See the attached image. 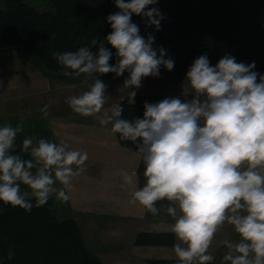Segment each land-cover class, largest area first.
<instances>
[{
    "label": "clouds",
    "instance_id": "obj_1",
    "mask_svg": "<svg viewBox=\"0 0 264 264\" xmlns=\"http://www.w3.org/2000/svg\"><path fill=\"white\" fill-rule=\"evenodd\" d=\"M158 0H115L117 12L107 17L111 32L92 37L74 51H55L53 57L64 75L85 82V91L67 97L71 111L96 117L101 125L139 156L145 184L131 192L130 204H139L152 216L164 212L176 243L173 252L180 264H211L213 238L227 224L238 240L222 241L227 249L221 264H264V75L256 64L238 63L223 56L211 66L206 54L196 58L181 84L180 97L145 102L143 118H122L116 103L98 115L106 103L107 85L100 76H124L122 88L132 103L144 78H158L175 62L167 49L154 47L155 36L140 34L133 16L145 29L161 30L164 19ZM115 49L116 63L110 64ZM95 49V50H94ZM78 85H69L76 89ZM191 96L189 99L188 97ZM45 117L49 106L40 110ZM24 132L23 119L15 126H0V202L25 211L44 206L50 198L67 203V190L84 171L88 153L61 141L25 137L19 154L16 139ZM27 154L30 158H23ZM136 173H123V186H132ZM57 183L62 187H57ZM21 184L27 190L21 191ZM35 200V205L32 201ZM167 201L168 203L158 202ZM10 249L6 257L11 260Z\"/></svg>",
    "mask_w": 264,
    "mask_h": 264
},
{
    "label": "trees",
    "instance_id": "obj_2",
    "mask_svg": "<svg viewBox=\"0 0 264 264\" xmlns=\"http://www.w3.org/2000/svg\"><path fill=\"white\" fill-rule=\"evenodd\" d=\"M27 0H0V53L22 50L27 62L41 70L48 78L62 79L65 69L53 57L55 51H74L89 43L92 37L105 38L111 32L107 17L118 11L115 0H48L53 10L38 12ZM129 2V0H125ZM164 19L161 30L145 29L139 16L132 22L140 34L155 36L154 47L167 49L175 66L171 72L161 68L158 78L164 76L185 78L193 61L202 54L215 66L225 55L235 57L238 63L256 64L254 71L264 75V0H158L154 5ZM192 43V51L182 54L179 43ZM106 47H109L106 45ZM95 50V49H94ZM109 63H116L115 49ZM116 79L114 74L104 75ZM127 73L124 74L126 77ZM120 78V77H119ZM166 97L155 94H137L134 102L128 96L118 103L124 108L122 118H143L145 102L157 103ZM20 119L11 117L0 121L15 126ZM24 122V132L16 139L19 154L22 140L27 137L49 139L47 124L39 120ZM119 144L134 149L131 142ZM23 158H30L24 154ZM145 166L139 159L136 174L139 187L145 184ZM35 205V200L32 201ZM51 199L44 206L25 211L0 202V257L11 249L14 258L2 259L0 264H104L86 246L80 228L74 219L60 220L51 207ZM168 203L167 201L158 202ZM164 213V212H162ZM171 232H139L136 246H172ZM145 264H180L179 260H147ZM211 264H215L211 262Z\"/></svg>",
    "mask_w": 264,
    "mask_h": 264
},
{
    "label": "rangeland",
    "instance_id": "obj_3",
    "mask_svg": "<svg viewBox=\"0 0 264 264\" xmlns=\"http://www.w3.org/2000/svg\"><path fill=\"white\" fill-rule=\"evenodd\" d=\"M26 3L41 13L53 10V5L48 0H27ZM192 43L180 42V52L189 54L192 51ZM25 60L26 56L22 50L0 54V74L23 72V66L27 63ZM59 73L63 75V78L59 79V81L63 82L64 86L76 84L78 87L72 91L65 90L58 94V106L60 108L63 107L64 111L58 117L54 116L52 118L50 115L46 117V124L50 132L49 139L55 143L63 141L69 144L71 149L87 152L88 159L85 162V171L73 178L71 187L67 190L70 200L67 203L60 202L53 195L50 198L51 207L55 210L60 220L74 219L89 249L95 255H99L103 248V243L100 240L102 228L107 222L111 221V217L106 218L109 213H116L117 222L119 224L124 222L125 230L142 219H133L132 213L144 214V217L145 214H151L145 212L139 204L129 203L131 192L139 188L134 187V184L122 187L124 184L123 173H128L129 175L136 173L137 162L140 157L119 144L116 135L111 132V124L101 125L96 117H83L70 110L66 103L67 97L87 90L91 81L85 82L83 75L78 79H73L65 76L64 72ZM125 78L110 79L104 75L100 76V79L107 85V91L104 109L98 115H102L105 110L110 114L113 105L120 101L119 97L127 94V90L121 86ZM177 79L183 80L184 78L164 76L156 80L143 79L141 88H148L147 90L150 91L155 86H157L155 89L170 88V83H174V86H177V84L181 86L182 83L173 82ZM120 91L122 94L118 95ZM42 116L45 117L43 113ZM73 121L78 124H73ZM60 122L61 124H67L70 130L60 133L53 129V126L61 127L57 124ZM25 123L33 126L30 124L32 121L29 119ZM122 151L131 153L136 159L126 158ZM109 155H113L112 159H110ZM134 180V183H137V175ZM56 186L62 187L59 183ZM25 190H27V186L21 184V191ZM104 214H107L106 217ZM121 216H124L126 221ZM237 239H239L238 236L235 237V240Z\"/></svg>",
    "mask_w": 264,
    "mask_h": 264
},
{
    "label": "crops",
    "instance_id": "obj_4",
    "mask_svg": "<svg viewBox=\"0 0 264 264\" xmlns=\"http://www.w3.org/2000/svg\"><path fill=\"white\" fill-rule=\"evenodd\" d=\"M25 61L27 62V60ZM23 67V72L20 73L8 72L6 74H0V121H4L11 117H18L20 120L23 119V122L29 119L32 123L37 120L46 123L47 118L43 117L40 111L45 105L49 106L48 115L52 118L54 116L58 117L61 112L64 111L63 107L60 108V106H58V94L62 91H72L73 89H70L69 85L64 86L63 82L58 79L48 78L41 70L33 68L28 62L25 63ZM183 80L177 79L173 82L182 83ZM170 85V88L165 87L160 89H155L157 86L154 85L155 88H152L151 91L147 90L148 88H140L137 94L181 96V86H178V84L174 86V83H170ZM159 90L160 92H158ZM121 94L120 91L118 95ZM125 96L128 95L126 94ZM125 96L119 97V100ZM188 98L190 99L191 96ZM75 121H73V124L77 123ZM57 124L61 126H53V129H56L57 132L63 133L70 130L65 123L61 124L60 122ZM122 154H124L126 158L131 157V160L132 158L136 159L131 153L122 151ZM109 157L112 159L113 155H109ZM84 166H86V164ZM133 186L140 188L138 177L137 183H134ZM162 212L163 211L156 217L152 216V214H145L144 217V214L132 213L133 219H142L135 222L131 225L132 227L126 230L124 229V222L121 224L117 222L115 212L109 213L107 217L106 215L108 213L104 214L106 218L111 217V221L107 222L104 228H102L100 240L103 243V248L99 252V255L96 256H98L104 264H145L147 260H178L172 250L174 244L172 246H136L134 244L135 237L139 232H171L170 226L173 221L171 218H165V214ZM121 218L126 221L124 216H121ZM235 237H237V235L227 224L218 230L209 248V253L215 258L212 262L221 264L222 256L227 250L222 241L225 239L236 241ZM176 242L175 239L174 243Z\"/></svg>",
    "mask_w": 264,
    "mask_h": 264
}]
</instances>
